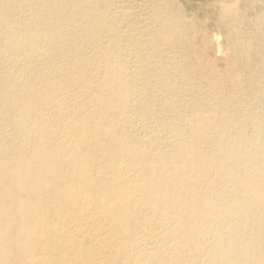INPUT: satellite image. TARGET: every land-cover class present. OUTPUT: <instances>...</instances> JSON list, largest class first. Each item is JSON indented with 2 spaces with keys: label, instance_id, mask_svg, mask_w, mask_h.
Wrapping results in <instances>:
<instances>
[{
  "label": "bare ground",
  "instance_id": "6f19581e",
  "mask_svg": "<svg viewBox=\"0 0 264 264\" xmlns=\"http://www.w3.org/2000/svg\"><path fill=\"white\" fill-rule=\"evenodd\" d=\"M146 1L0 0V264H264V20Z\"/></svg>",
  "mask_w": 264,
  "mask_h": 264
},
{
  "label": "rangeland",
  "instance_id": "374dc122",
  "mask_svg": "<svg viewBox=\"0 0 264 264\" xmlns=\"http://www.w3.org/2000/svg\"><path fill=\"white\" fill-rule=\"evenodd\" d=\"M133 1L134 0H130V1L127 0V2H129L128 3L129 6L132 4L131 10L134 11V13L138 12L137 13L138 15L135 13L136 17L138 19H142L143 16H145L146 12H147V10H146L147 8L143 7V6H145V4L147 5V1L141 0V2L144 4H142L140 2V0H135L134 2ZM137 1H139V2H137ZM170 1L172 4V7L174 9L176 8V10L178 9V11L182 15H184L185 17H193L196 20V24H197L196 25V33L193 36L194 45H193L192 52H191L193 57H194L193 59L197 60V58H205V59L207 58V59L213 61L217 65V67L222 71L224 70L225 61L227 59L233 58L234 53L232 52V50H229L226 47L225 38L227 36L228 31L218 21L217 11H218V7H219L220 3L223 1H232L236 5V7H238L241 10L242 16L245 19L244 22L246 24V25H244V27H246V28L251 26L250 21L253 20V18H256V16H260L264 20V0H170ZM134 7H135V10L139 9L141 11H135ZM183 11H185V12H183ZM212 33H214V34H212ZM202 35H205L207 38H208V36H209V38H212L213 36H218L217 38H218L220 45H221V48H222V51L220 52L221 54L216 53L211 42L208 43V46L206 49H203L202 46H200V37ZM219 36H220V38H219ZM225 47L227 48L226 49L227 51L225 50ZM210 49H211V51H210ZM255 60H256V58L253 57L250 59V61H248L245 56H243L241 54H237L238 71L251 70L256 64ZM222 79H223L222 80L223 89L225 91L230 90V88L232 89L233 85L231 84L229 79L228 78H222ZM225 81H227V82H225ZM228 81H229V83H228ZM225 83H226V85H225ZM227 86H229V87H227ZM263 97H264V95H263ZM263 97H261V98H263ZM261 100H263V99H261ZM251 130H252V128L250 129V127H249L248 133H252Z\"/></svg>",
  "mask_w": 264,
  "mask_h": 264
}]
</instances>
